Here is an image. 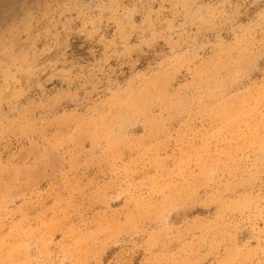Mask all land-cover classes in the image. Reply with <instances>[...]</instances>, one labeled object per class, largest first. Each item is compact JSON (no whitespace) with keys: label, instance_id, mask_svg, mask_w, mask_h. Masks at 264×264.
<instances>
[{"label":"rangeland","instance_id":"1","mask_svg":"<svg viewBox=\"0 0 264 264\" xmlns=\"http://www.w3.org/2000/svg\"><path fill=\"white\" fill-rule=\"evenodd\" d=\"M0 264H264V0H0Z\"/></svg>","mask_w":264,"mask_h":264}]
</instances>
